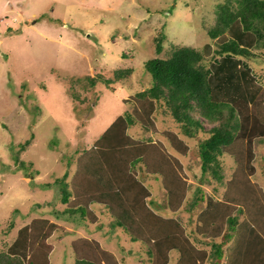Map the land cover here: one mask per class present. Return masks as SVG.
I'll return each instance as SVG.
<instances>
[{
    "label": "rangeland",
    "instance_id": "rangeland-1",
    "mask_svg": "<svg viewBox=\"0 0 264 264\" xmlns=\"http://www.w3.org/2000/svg\"><path fill=\"white\" fill-rule=\"evenodd\" d=\"M217 1L221 0H0V249H6L31 217L46 216L64 227L49 238L51 264L72 263L69 242L78 235L95 237L123 264L149 263L147 245L113 225L102 204L90 203L97 215L94 222L61 214L59 190L68 192L80 150L118 114L131 109L123 99L148 85L150 76L143 67L147 58L165 56L174 45L200 49L209 40L205 29L214 20ZM158 34L161 50L156 53ZM253 51L256 55L246 61L262 77L264 92V48ZM114 68H130V73L105 84ZM256 109L264 117V97ZM151 117L147 129L134 124L127 131L135 137L150 133L172 156V172H145L139 162L133 168L150 190L149 205L176 218L190 241L204 249V264H210L207 240H225L230 232L221 201L233 187V158L227 153L219 156V179L209 171L202 173L196 138L180 133L163 106ZM169 133L184 142V150L172 148ZM205 134L198 132L197 137ZM253 151L250 178L264 191L263 137L255 138ZM160 173L179 177L178 184L183 180L174 206L164 193ZM215 198L221 201H212ZM234 216L240 224L245 213ZM8 223L12 226L7 229ZM223 242L226 250L229 242ZM168 254L166 264H173L177 252Z\"/></svg>",
    "mask_w": 264,
    "mask_h": 264
},
{
    "label": "trees",
    "instance_id": "trees-1",
    "mask_svg": "<svg viewBox=\"0 0 264 264\" xmlns=\"http://www.w3.org/2000/svg\"><path fill=\"white\" fill-rule=\"evenodd\" d=\"M214 11V20L205 29L209 40L200 49L174 45L167 55L143 62L150 82L124 98L131 109L118 114L90 146L80 150L68 192L59 190L58 198L64 204L61 214H77L94 222L97 215L90 203L102 204L113 225L128 232L130 239L147 245L148 264H166L170 250L177 252L173 264H204L206 257L176 218L163 216L149 205L150 190L133 168L139 162L145 172L158 169L165 174L173 167L172 156L162 151L150 133L135 137L127 131L134 124L147 129L157 106L168 111L180 126V133L196 138L202 173L209 171L219 179V156L227 153L233 158V187L227 189L230 194L222 201L212 199L221 201L226 209L230 232L224 239L229 245L223 250L225 240H207L210 264H264V191L250 178L254 140L264 138V117L256 109L264 97L263 80L246 61L256 55L254 48H264V0H221L215 3ZM154 39L158 53L162 34ZM129 73L130 68H114L104 83ZM203 131L206 134L197 137ZM169 136L172 148L184 150L180 147L185 144L176 134ZM161 176L164 193L168 199L170 195V205L174 206L183 180L178 184L175 175ZM233 210L245 213L240 224ZM50 212L60 215L55 209ZM11 226L8 223L6 228ZM241 227L244 230L239 231ZM63 228L46 216L31 217L17 229L6 249H0V264H51L53 244L49 238ZM69 244L71 264H123L95 237L78 235Z\"/></svg>",
    "mask_w": 264,
    "mask_h": 264
}]
</instances>
